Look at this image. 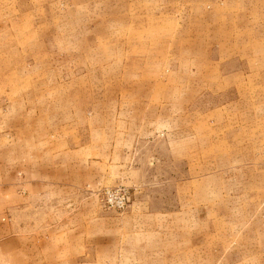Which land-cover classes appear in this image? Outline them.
<instances>
[{
  "label": "rangeland",
  "instance_id": "rangeland-1",
  "mask_svg": "<svg viewBox=\"0 0 264 264\" xmlns=\"http://www.w3.org/2000/svg\"><path fill=\"white\" fill-rule=\"evenodd\" d=\"M0 264H264V0H0Z\"/></svg>",
  "mask_w": 264,
  "mask_h": 264
}]
</instances>
